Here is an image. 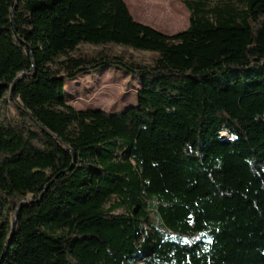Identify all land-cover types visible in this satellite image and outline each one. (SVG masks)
<instances>
[{"label":"trees","instance_id":"obj_1","mask_svg":"<svg viewBox=\"0 0 264 264\" xmlns=\"http://www.w3.org/2000/svg\"><path fill=\"white\" fill-rule=\"evenodd\" d=\"M176 1L167 35L124 0H0V264H264V0ZM108 66L136 106L67 104Z\"/></svg>","mask_w":264,"mask_h":264},{"label":"rangeland","instance_id":"obj_2","mask_svg":"<svg viewBox=\"0 0 264 264\" xmlns=\"http://www.w3.org/2000/svg\"><path fill=\"white\" fill-rule=\"evenodd\" d=\"M124 1L135 20L164 34L172 35L189 26L190 13L182 2L176 0ZM102 49L111 54H123L126 58L142 63H150L154 57L153 53L118 45H81L79 47V51L86 54H95ZM139 86V76L115 66L103 67L66 80V101L76 110L121 112L128 107L136 106V91ZM8 110L11 114L15 113L12 106Z\"/></svg>","mask_w":264,"mask_h":264},{"label":"water","instance_id":"obj_3","mask_svg":"<svg viewBox=\"0 0 264 264\" xmlns=\"http://www.w3.org/2000/svg\"><path fill=\"white\" fill-rule=\"evenodd\" d=\"M14 223H15V222H13L12 228H13V226H14Z\"/></svg>","mask_w":264,"mask_h":264}]
</instances>
